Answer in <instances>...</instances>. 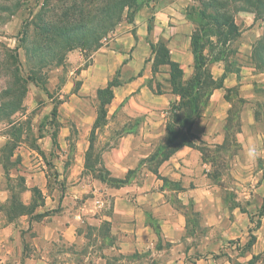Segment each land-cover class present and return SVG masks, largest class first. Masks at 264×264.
Wrapping results in <instances>:
<instances>
[{"label": "crops", "instance_id": "0c3cea01", "mask_svg": "<svg viewBox=\"0 0 264 264\" xmlns=\"http://www.w3.org/2000/svg\"><path fill=\"white\" fill-rule=\"evenodd\" d=\"M167 1L100 46L75 92L34 103V149L19 141L24 111L4 126L14 134H0V264H73L82 226L95 223L109 225L111 251L141 258L129 264H231L234 254L252 264L264 252L263 75L210 62L213 84L185 119L174 74L153 68L150 44L162 42L180 85L195 76L184 6ZM112 82L102 104L97 93ZM97 145L103 178L90 166ZM100 197L108 209L95 207Z\"/></svg>", "mask_w": 264, "mask_h": 264}, {"label": "rangeland", "instance_id": "374dc122", "mask_svg": "<svg viewBox=\"0 0 264 264\" xmlns=\"http://www.w3.org/2000/svg\"><path fill=\"white\" fill-rule=\"evenodd\" d=\"M162 1L139 0L147 8L156 7ZM172 2L184 6L192 34L198 39L202 54L207 55L204 59L209 62L223 61L228 67L244 63L256 65V70L264 78V63L252 60L253 46L264 35V21L260 18L255 20V13L249 10L250 6L232 0ZM131 11L132 9L123 15L122 21L102 40L101 46L115 34L132 32L134 13ZM225 16L233 19L237 34H229L230 42L221 45L226 35L223 29L225 27L222 26ZM41 20L49 21L60 29H68L69 23L72 22L83 28L77 35L65 39L52 33L51 39V36L46 38L44 32L37 29V26H41ZM25 30L26 35L21 43H18L16 38L21 37L22 31ZM37 46L44 47L45 50L38 51L42 55L33 59L32 54L37 55ZM98 50L100 0H0V134L12 136L14 127L5 129L4 126L16 112L20 114L24 111L25 120L24 124L19 126V141L21 134H24L25 148L34 149L41 126H36L32 120L34 103L47 99L53 102L62 101L68 94L75 92L78 88L79 72L93 63ZM155 69L162 68L157 66ZM21 80H24V83H21ZM261 86H264V81L260 82L257 88L264 101V88ZM103 99H106L105 95ZM14 145V142L9 140L3 148L9 150ZM99 154L100 145H97L96 155L90 163V166L97 169H101L98 166ZM97 192L101 193L100 190ZM256 223V220L253 221L251 227H255ZM108 228L106 223L82 226L81 229L86 234L82 250L74 252L73 264H129V261L133 263L141 260L138 255L127 256L111 251L112 240ZM247 240L249 241L250 237H247ZM180 252L177 253L180 255ZM191 258L196 256L193 254ZM149 259L148 256L143 258ZM228 261L231 264L240 262L235 254L232 258L229 257ZM251 263L264 264V252Z\"/></svg>", "mask_w": 264, "mask_h": 264}, {"label": "trees", "instance_id": "16d2710c", "mask_svg": "<svg viewBox=\"0 0 264 264\" xmlns=\"http://www.w3.org/2000/svg\"><path fill=\"white\" fill-rule=\"evenodd\" d=\"M239 3L247 4L246 6H250L249 10L255 13V20L260 18L264 21V0H232ZM222 3V2H221ZM144 5H142L139 0H100V46L102 44V40L106 39L108 33L115 27V25L122 21L123 15L127 13L130 9H132L131 13L138 12L142 9ZM239 8V7H236ZM237 10V9H235ZM222 24L225 31L224 35L225 40L221 43V45H226L230 42V35L237 34V27L233 22V19L229 16H225ZM83 26L74 25V23H69L68 29H60L57 25L49 22L41 20V26H37V29H41L44 32L46 38L54 33L57 37L65 39L70 38L73 35H77ZM148 33L151 31V19L149 20L147 26ZM26 35V30L22 31V36L16 38L18 43H21L22 39ZM53 39V37H50ZM38 47V46H37ZM151 52L154 54V62L153 68L157 66H168L171 72L174 74V85L176 90L178 89V93L181 96V106L187 111L185 119L191 118L196 115L197 112V104L198 102L202 101L204 97L207 95V90L210 86H212V81L210 80V76L208 74V65L210 62L209 60L204 59V56L207 58V55H203L201 52V46L199 44L198 39L192 34L191 35V49L194 56V70L195 76L194 78L185 86H181L179 79L181 75V71L177 64L170 62L168 59L167 50L164 46V43L159 42L157 44H150ZM254 51L252 53V60L253 61H261L264 63V35L262 39H259L253 46ZM45 50L44 47H38L37 55L32 54L33 59L35 56L40 57L42 54H39L38 51ZM36 52V51H35ZM16 58V57H15ZM205 60L207 62H205ZM256 69V65L254 66ZM21 83H24V80H21ZM113 84L110 83L107 88L104 90L98 91V99L103 103L107 102L111 97V90L110 87ZM6 93H10V91H6ZM106 96V99H103V96ZM52 115H55V108L52 111ZM102 120V119H101ZM99 161V160H98ZM98 176L101 178L105 177L102 173V169ZM112 185L121 184L124 181H115L113 179H108ZM254 241V237L250 236V240L246 245L250 247L252 242ZM258 257H254L256 259Z\"/></svg>", "mask_w": 264, "mask_h": 264}, {"label": "built area", "instance_id": "2783aa9c", "mask_svg": "<svg viewBox=\"0 0 264 264\" xmlns=\"http://www.w3.org/2000/svg\"><path fill=\"white\" fill-rule=\"evenodd\" d=\"M109 205L110 203L105 197H100L95 202V207L97 209H108Z\"/></svg>", "mask_w": 264, "mask_h": 264}, {"label": "clouds", "instance_id": "9594fccd", "mask_svg": "<svg viewBox=\"0 0 264 264\" xmlns=\"http://www.w3.org/2000/svg\"><path fill=\"white\" fill-rule=\"evenodd\" d=\"M256 155H257V151H256L255 147L254 146L250 147L248 150V157L250 159H255Z\"/></svg>", "mask_w": 264, "mask_h": 264}]
</instances>
